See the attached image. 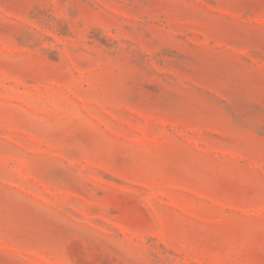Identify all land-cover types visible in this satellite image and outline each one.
Wrapping results in <instances>:
<instances>
[{
	"label": "rangeland",
	"instance_id": "rangeland-1",
	"mask_svg": "<svg viewBox=\"0 0 264 264\" xmlns=\"http://www.w3.org/2000/svg\"><path fill=\"white\" fill-rule=\"evenodd\" d=\"M0 264H264V0H0Z\"/></svg>",
	"mask_w": 264,
	"mask_h": 264
}]
</instances>
